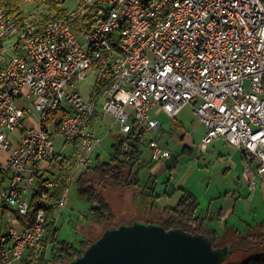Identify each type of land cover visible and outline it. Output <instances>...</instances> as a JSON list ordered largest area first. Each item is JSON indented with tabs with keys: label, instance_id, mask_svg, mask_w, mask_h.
I'll use <instances>...</instances> for the list:
<instances>
[{
	"label": "built area",
	"instance_id": "obj_1",
	"mask_svg": "<svg viewBox=\"0 0 264 264\" xmlns=\"http://www.w3.org/2000/svg\"><path fill=\"white\" fill-rule=\"evenodd\" d=\"M32 1L0 8V154L14 144L0 157V264H24L31 248L37 262L44 212L27 228L15 213L31 193L47 196L73 148L69 182L92 164L96 112L126 134L155 130L153 110L175 117L190 105L202 148L221 138L241 150L246 172L264 175V0H76L45 20L22 9ZM88 70L96 82L85 100ZM150 145L154 161L171 157Z\"/></svg>",
	"mask_w": 264,
	"mask_h": 264
},
{
	"label": "rangeland",
	"instance_id": "obj_2",
	"mask_svg": "<svg viewBox=\"0 0 264 264\" xmlns=\"http://www.w3.org/2000/svg\"><path fill=\"white\" fill-rule=\"evenodd\" d=\"M56 1L58 8L61 9L72 8L76 4V0ZM22 9L32 12L36 17H39L44 11H48L42 0H33L31 3L25 4ZM95 82L96 73L93 70H88L86 78L78 83L79 92L85 100L89 99ZM102 102L103 99L101 98L97 106L98 111H101ZM154 111L156 112V110H153L152 116L159 120V128L144 132L142 154L139 160L129 167L130 172L137 175L138 183L130 182L98 187L112 205L114 220L95 222L89 209V203L77 196V184L72 181L68 186L64 205L57 210L56 224L59 228V239H64L78 246L81 244V240L91 239L94 241L104 231L118 225L156 224L159 218L167 216V210L164 208L176 204L181 194L179 187L190 190L196 196L199 202L197 211L202 216L216 211L222 205L223 194L226 191H233V196L237 198L236 208L240 211L231 216L227 222V227L220 230L218 219L211 221L205 219V225L210 224V226L217 228L220 239L224 243L228 241L227 238L235 229L240 232V235L250 234L253 237L254 234L256 237L261 235L264 232V227L257 224L261 225L264 222L263 194L262 192L259 193V188H255V195L250 203L248 198L251 194V190L248 188L249 180L240 181L238 179L240 177L239 171L245 172L243 169L244 162L239 158L242 166L236 171H233L232 165L231 167L229 165L228 159L231 154L233 157H237L240 151L224 142L223 139H213L202 148L201 138L205 133V128L195 119L190 105L185 106L176 117H170L164 112L156 115L157 112ZM32 116L36 117L34 113ZM179 120L183 121L181 128L177 127L181 126L178 124ZM94 125L101 141L94 149L92 163L97 161L95 158L97 154L100 161L106 160L111 151V143L124 135L118 125L113 124L111 116H97ZM185 132L191 136L192 144H189L190 149L183 151L184 142L180 139V135ZM151 139L159 141V145L166 147L174 154L172 160L176 159V162L173 168L169 169L165 165H159L161 162H156L151 158V146L148 143ZM56 142V151L58 152L63 143V138L58 137ZM13 146L14 144L10 146L9 150ZM9 150H4L0 157L1 155L6 156ZM151 165L152 167L155 165L153 171L149 168ZM248 204H251L250 208ZM261 245L263 246L264 243ZM262 248L261 246H254L249 250L235 249L225 259L223 256L221 260L223 264L239 263L260 253Z\"/></svg>",
	"mask_w": 264,
	"mask_h": 264
},
{
	"label": "trees",
	"instance_id": "obj_3",
	"mask_svg": "<svg viewBox=\"0 0 264 264\" xmlns=\"http://www.w3.org/2000/svg\"><path fill=\"white\" fill-rule=\"evenodd\" d=\"M43 2L47 6L48 11L42 12L39 16L40 19H54L62 15V9L58 8L56 0H44ZM2 7L9 8L12 11L21 9L19 0H0V8ZM63 110L65 109L63 108ZM96 117L97 112L94 113L91 122H94ZM143 134L144 131L142 129L135 130L133 128L130 132L118 137L116 141L111 143V151L106 160L100 161L98 155H96L97 161L81 170L75 176L73 182L77 184V196L89 203V209L95 222L114 220L112 205L102 191L98 189L99 186H113L130 182L138 183L137 175L132 174L129 167L135 164L142 154ZM151 141L152 139L148 143L150 144ZM124 142H126V147L123 146ZM185 148L184 146L182 150L185 151ZM76 157L77 154L73 148V151L66 155V164L61 165L57 173L50 176L53 186L47 196L42 198L38 193H31L27 212L24 215L15 213L21 227L27 228L34 222L36 212L39 209L44 212V232L37 246L40 251L37 262L33 260L35 249L31 248L23 261L24 264H68L96 241V239L94 241L91 239L81 240V244L75 246L58 237L59 228L56 224L58 202L64 190L71 183L67 180V177L74 173ZM151 167L152 165L149 166V168ZM180 189L181 194L176 204L171 207H165L164 210H167V216L159 218L156 224L162 226L165 230H178L190 236H202L208 240L213 250L224 245H227L231 251L235 249L249 250L254 246H261L263 248L260 253L239 263L226 264H264V245H261L264 243V232L257 237L254 234L253 237L250 234L240 235V232L235 229L227 238L228 241L224 243L220 239L217 228L205 225V219L211 221L218 219V216L214 215L206 218V216L199 214L197 211L199 202L196 196L188 189ZM6 211L7 206H4L2 212ZM260 226L264 227V225ZM228 254L227 252L223 259ZM217 264H223L222 260Z\"/></svg>",
	"mask_w": 264,
	"mask_h": 264
},
{
	"label": "water",
	"instance_id": "obj_4",
	"mask_svg": "<svg viewBox=\"0 0 264 264\" xmlns=\"http://www.w3.org/2000/svg\"><path fill=\"white\" fill-rule=\"evenodd\" d=\"M227 252V245L213 250L202 236L132 223L104 231L68 264H217Z\"/></svg>",
	"mask_w": 264,
	"mask_h": 264
},
{
	"label": "crops",
	"instance_id": "obj_5",
	"mask_svg": "<svg viewBox=\"0 0 264 264\" xmlns=\"http://www.w3.org/2000/svg\"><path fill=\"white\" fill-rule=\"evenodd\" d=\"M182 111V110H181ZM180 111V112H181ZM179 112V113H180ZM178 113V114H179ZM177 116V115H176ZM175 116V117H176ZM178 124L181 125V126H177L179 128H181L183 126V121L179 120L178 121ZM178 124H175V125H178ZM174 125V127H175ZM159 128V126L157 127ZM156 128V129H157ZM205 128V127H204ZM170 130H173V129H170ZM180 139L183 140L184 142V146L186 147L185 149H190V146L189 144H192V138L189 134H186L185 133H182L180 135ZM218 139H221V138H218ZM180 140V142H181ZM224 142H226L225 140H223ZM179 143V142H178ZM227 143V142H226ZM230 145V144H229ZM151 146V145H150ZM162 146V145H160ZM232 146V145H231ZM164 147V146H162ZM234 147V146H233ZM166 148V147H164ZM236 148V147H234ZM238 149V148H236ZM239 150V149H238ZM241 152V150H239ZM238 154L237 157H233V155L231 154V157L228 159L229 161V165L231 167L232 165V169L233 171H236L238 168H240L242 165H241V160L243 162V158H242V152L241 154ZM98 155V154H97ZM173 153L171 155L170 158L166 159L165 161L161 162V164L159 165H165V167L167 168H173L175 166V162H176V159L172 160V157H173ZM232 158V159H231ZM241 160H240V159ZM226 159V158H225ZM155 168V165H153V167H151L150 169L153 171ZM244 169V168H243ZM239 175L240 177L238 178L240 181H248V180H252L254 179V181L256 182L255 186L253 188H250L249 187V183H248V188H250L251 190V194L248 196L249 198V201L251 203L254 195H255V188H259V193L262 192L263 194V197H264V175L260 176V175H257L254 171H251V172H244L243 170L242 171H239ZM7 183V181H2L0 180V187H3L5 186ZM181 188V187H179ZM233 191H226L223 196H224V199H223V202H222V205H220L218 207V209L216 211H213V212H210L208 215H205L206 218L209 217V216H218V220H219V229H224L227 227V222L230 220L231 216L232 215H235L236 213H238L240 211V209H237L236 208V205H237V198L233 196ZM248 207L250 208L251 207V204H248ZM237 209V210H236ZM263 222V221H262ZM264 223V222H263ZM261 224V225H264V224ZM258 226H260L259 224H257ZM256 225V226H257ZM210 226V224L208 225V227ZM210 227H213V226H210ZM234 231V230H233ZM219 234V232H218ZM220 235V234H219ZM221 238V237H220Z\"/></svg>",
	"mask_w": 264,
	"mask_h": 264
}]
</instances>
